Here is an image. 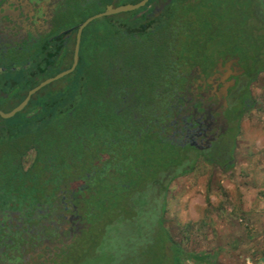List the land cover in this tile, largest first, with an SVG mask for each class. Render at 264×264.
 <instances>
[{
  "label": "trees",
  "instance_id": "1",
  "mask_svg": "<svg viewBox=\"0 0 264 264\" xmlns=\"http://www.w3.org/2000/svg\"><path fill=\"white\" fill-rule=\"evenodd\" d=\"M117 1L97 0V11L79 22ZM217 1L149 0L123 17H104L105 26L90 22L75 69L33 94L13 117H0V264H114L104 243L124 223H136L146 233L156 223L170 243V264L213 261L212 254L184 252L162 226V215L176 177L199 161L228 165L241 118L254 105L250 85L264 73V0H243L257 5L246 15L239 11L242 1L227 2L233 28L218 27L224 20L211 12ZM240 15L249 18L247 28L236 22ZM147 49L152 55L146 58ZM119 51L127 74L121 80L116 65L101 61L119 57ZM66 56L54 71L40 73L1 65L0 110L9 112L30 89L68 69L71 51ZM227 64L237 75L231 109L217 113L218 138L226 142L222 151L194 153L190 145H175L153 125L139 126L128 100L120 104L134 88H151V96L138 98L154 100L170 83L185 81L189 94L196 89L195 76ZM13 211L35 229L11 227Z\"/></svg>",
  "mask_w": 264,
  "mask_h": 264
},
{
  "label": "rangeland",
  "instance_id": "2",
  "mask_svg": "<svg viewBox=\"0 0 264 264\" xmlns=\"http://www.w3.org/2000/svg\"><path fill=\"white\" fill-rule=\"evenodd\" d=\"M223 1H217L211 12L215 19L224 20L217 23L218 27L233 28L232 5L225 4L236 0ZM240 1L241 14L257 7ZM123 3L119 0L116 6ZM96 7L82 15L97 11ZM77 15L65 17V24L76 22ZM123 15L116 14L118 18ZM245 21L249 18L240 15L236 22L240 26L245 23L247 28ZM105 22L101 17L93 21V26H105ZM250 94L254 105L241 118L228 165L199 161L189 172L176 177L166 193L162 226L173 242L186 253L213 256L211 263L182 259L181 264H261L264 260V73L250 85ZM152 227L151 233H146L136 223L119 225L104 243L114 254L113 263L170 264V243L156 223ZM144 228L150 229L146 225Z\"/></svg>",
  "mask_w": 264,
  "mask_h": 264
},
{
  "label": "flooded vegetation",
  "instance_id": "3",
  "mask_svg": "<svg viewBox=\"0 0 264 264\" xmlns=\"http://www.w3.org/2000/svg\"><path fill=\"white\" fill-rule=\"evenodd\" d=\"M97 4V0H0V66L6 64L16 68L30 67L39 73L41 70L54 71L58 64L67 61V50L71 51L72 64L76 26L81 23L79 20L82 14ZM76 14L77 17L80 15L76 22L65 24V17ZM85 27L79 37L78 59ZM71 28L74 29L67 32ZM148 50L145 51L146 58L152 55ZM122 53L119 51L117 58L108 59L105 56L104 61L101 60L105 64L116 65L114 70L119 71L120 80L127 76L119 66L123 61ZM140 60L141 55L136 62ZM236 75L231 64H227L226 67L215 68L206 75L200 73L195 76L198 78L196 86H193L196 89L189 94H184L185 81L182 84L170 83L169 87L161 89V94L154 100L138 98V95L151 96V88L139 92L134 88L127 96H123L120 104H126L128 100L139 126L143 123L145 128L153 125V130H160L175 145H190L194 153H216L222 151L226 143L218 138V133L222 134V130L218 131L219 120L222 119L217 113H228L231 109ZM228 127L227 125L226 128ZM8 216L11 219L8 218L7 223L11 227L16 225V228H21L25 224L29 232L35 229V224L18 212H9ZM14 252L10 251L8 255H14Z\"/></svg>",
  "mask_w": 264,
  "mask_h": 264
},
{
  "label": "water",
  "instance_id": "4",
  "mask_svg": "<svg viewBox=\"0 0 264 264\" xmlns=\"http://www.w3.org/2000/svg\"><path fill=\"white\" fill-rule=\"evenodd\" d=\"M149 0H141L136 4H125V5H121V6H116L113 7L112 5H108L105 10L103 12L94 14L88 18H86L83 22H81L80 24H78L76 27L77 29V37H76V42H75V46H74V54H73V61L71 66L56 74L53 77L47 78L44 81L40 82L37 86L33 87L32 89H30L25 98L13 109H11L9 112H3L0 110V117L3 119H9L11 117H13L16 113L20 112L23 110V108L27 105L30 97L35 94L37 91H39L40 89H42L43 87H45L46 85L52 83L53 81H56L66 75H68L69 73H71L76 65H77V61H78V47H79V37H80V33L82 31V29L87 26L90 22L101 18V17H106V16H111V15H116V14H120V13H126V12H131V11H135L138 10L140 8H142L143 6H145V4L148 2ZM74 28H71L69 30H67V32H69L70 30H73Z\"/></svg>",
  "mask_w": 264,
  "mask_h": 264
}]
</instances>
